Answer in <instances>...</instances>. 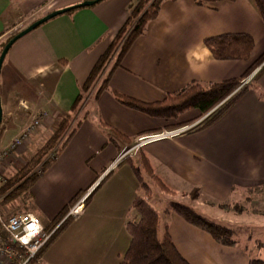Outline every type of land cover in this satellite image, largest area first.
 Returning <instances> with one entry per match:
<instances>
[{"label": "crops", "instance_id": "crops-1", "mask_svg": "<svg viewBox=\"0 0 264 264\" xmlns=\"http://www.w3.org/2000/svg\"><path fill=\"white\" fill-rule=\"evenodd\" d=\"M85 1L88 0H0V54L11 31L19 32L50 13ZM137 1L101 0L72 14L54 17L12 45L0 79L4 111L0 149L38 112H46L48 118L24 146L7 158L2 166L5 178L17 174L55 131L64 127L57 146L62 150L53 158L56 163L47 173L43 170L36 183L39 187H57L66 180L64 193H68L73 188L70 182L80 180L73 174H81L82 185L74 188V195L65 194L64 208L101 175L129 140L176 124L119 103L109 90L96 98L93 93L73 108L89 73ZM223 33L250 34L255 42L250 59H215L204 39ZM263 52L264 21L251 0L207 6L194 0H162L157 18L113 71L109 88L144 102L161 101L192 82L209 84L239 77ZM191 113L197 111L186 115ZM68 115L70 119H66ZM144 155L155 175L174 191L171 195H176L175 187L188 194L196 189L222 202L236 192L250 194L256 188L263 189L264 71L215 121L190 134L151 142L143 147ZM141 157L129 160H136L140 167L130 166L118 173L120 169L109 182L105 181L109 175L105 177L81 214L30 264H120L130 243L126 224L137 219L130 206L136 197L143 196L134 172V168L142 171ZM72 166L81 168L69 170ZM32 194L30 209L26 207V211L16 214L32 212L48 226L59 212L50 218L55 205L44 209L37 203L35 189L25 195ZM168 206L163 212L158 210L162 229L167 222L175 247L188 262L249 264L251 255L242 245L218 243L175 211L166 213Z\"/></svg>", "mask_w": 264, "mask_h": 264}, {"label": "trees", "instance_id": "trees-1", "mask_svg": "<svg viewBox=\"0 0 264 264\" xmlns=\"http://www.w3.org/2000/svg\"><path fill=\"white\" fill-rule=\"evenodd\" d=\"M99 1L101 0H97V2ZM194 1L198 5L207 6L217 2L234 0ZM251 1L264 21V0ZM161 2L162 0L137 1V4L132 8L126 23L117 32L106 52L100 56L89 73L83 85V93L78 95L74 103V109L83 104L88 96H91L93 93V97L96 98L103 90H109L119 103L155 118H161L167 121L178 120L181 115L191 110H197L199 115H203L213 109L220 102L230 97L239 86L242 78L248 75L264 61L263 52L239 77L209 84L192 82L177 92L167 94L163 100L151 103L112 91L109 88V81L113 71L115 68L120 66L123 56L132 47L135 41L146 33L148 24L157 18L160 13ZM84 7L86 6L75 7L65 13L72 14ZM21 31L10 35L3 43L2 50L7 43ZM204 44L210 50L213 57L221 61L249 60L255 47L254 38L247 33H223L209 36L204 39ZM61 61L62 63L66 62L64 60ZM244 90L240 91L237 95L232 96L231 99L211 119L208 120L207 124H210L219 118L226 108L231 105ZM67 118L70 119L71 116L68 115L66 119ZM173 125H169L168 128L181 124L179 123L177 125ZM63 130L64 127L56 130L44 146L27 161L26 165L17 174L9 179H6L5 185L0 187V194L5 195L3 199L5 207L8 205V200L10 198L20 195L21 190L27 187L30 182L38 176V174L32 172L37 165L44 161L46 155L51 153L54 149L55 152L60 150V147L57 146L63 135ZM69 135H71V133ZM68 137H66V139ZM131 142L132 141L129 140L127 145ZM140 155H142V168L146 171L151 180H153L154 185L165 193H173L166 185H164L161 179L154 174L149 160L145 157V155L143 156V151H141ZM52 160L54 159L48 158L46 160L47 162L43 163V165L45 166ZM134 172L144 193L143 196L136 197L130 206V212L135 213L137 219L129 220L126 224V230L130 237V243L120 264H191L175 247L168 231L167 222L164 223L163 233L162 236H160V229L162 227L160 214L150 203L147 197L151 195L150 185L146 183L144 176H142L136 168H134ZM256 189L258 190L256 191ZM256 189H254L256 192L264 191L262 188ZM82 192H84V190L74 196V198L70 201V205L78 199L80 193ZM171 211H175L192 225L208 232L218 243L222 245H240L239 239L235 237V233L231 228L210 221L206 217L199 214L191 206L178 202H171L166 210V213H170ZM67 213L68 207H64L52 221L50 229L63 220L61 225L53 234L52 238H54L55 235L72 220L69 217L65 218ZM242 247H244L251 255L249 264H264V258L254 257L252 251L254 250L253 247L251 250L247 246ZM254 248L264 256V243L258 241L256 247Z\"/></svg>", "mask_w": 264, "mask_h": 264}, {"label": "rangeland", "instance_id": "rangeland-1", "mask_svg": "<svg viewBox=\"0 0 264 264\" xmlns=\"http://www.w3.org/2000/svg\"><path fill=\"white\" fill-rule=\"evenodd\" d=\"M15 32H17V31H15ZM15 32L11 31L7 35V38L10 35L14 34ZM30 33H28V34H30ZM262 63L260 65H262ZM260 65L257 66L253 71H251L248 75H246V76H244L242 78L239 86L234 91V93L230 97L226 98L225 100H223L222 102H220L218 104V105H220V104H222V105H221L220 108H218L215 111V113L213 115H215L231 99L232 96H235L240 91L248 88L261 75V73L264 71V67H263V69L260 70V72H258L257 75H255L254 77H250L253 74V72L257 68L260 67ZM0 79H1V76H0ZM246 80H248V82L245 83L243 86H241L242 82L246 81ZM2 93H3L2 92V82L0 81V97L1 98H2ZM0 101H1V99H0ZM218 105H216L214 108H216ZM213 109H211L210 111H212ZM2 110H3V108H2ZM193 111H197V110H191L189 112H193ZM189 112H187V113H189ZM3 113H4V111H3ZM187 113L181 115L178 118V120H173V121H176V124H174V125H177L179 123L181 125H178V126H175V127H171V128L167 127V129H164V130L166 131V130L179 129V128H182V127H184L186 125H191V124L195 123L197 121V119H199L201 116L205 115V114L199 115L198 111L195 114H192V113L189 114V116L186 115ZM193 115H196V116L192 117ZM207 122L208 121H205L204 124L201 127L195 128L192 131L180 134L179 136H182V135H185V134H190V133H192L194 131H197V130L201 129L202 127H204L207 124ZM159 132H162V131H159ZM179 136H176V137H179ZM171 138H174V137H171ZM137 139H138V137H136L127 146L130 147V148L131 147L133 148L135 146V144L137 143V141H136ZM28 140H29V138L24 141V144H26V142ZM24 144H23V146H24ZM124 147H122V149H124ZM61 150H62V147L60 148L59 151L56 152L57 153L56 156L60 154ZM141 151H143V148H140L139 150H136V149L132 150V152H131L132 154H128L126 156V158L123 159L122 162H120L119 165L115 166L116 168L114 170H112L111 172H109V174H107L105 176V177H107L109 175V177H107V179L105 181L109 182L110 179L114 176V174L116 172H118L120 169L121 170L118 173H124L125 171H127L128 167H130V166L140 167V165L138 164V162L136 160H132L133 162H130L129 160L137 157V155L139 156L141 154ZM52 152L49 153L48 155H46V158L44 159V161H42L39 165H37L34 168L32 173L38 174V171L40 169H42V172H43V170H45L44 172L47 173L48 169L55 165V163H56L55 160H52L50 163L46 164L45 166L43 165V163L47 162L46 160L51 156ZM114 161H115V158L112 160V162H114ZM107 167H106V169H107ZM68 168H69V170H73V169L74 170H77V169L79 170L81 167H76V169H75V167L72 166V167H68ZM117 168H119V169L117 171H115ZM106 169L101 173V175H99V177H97V179L88 188H86L84 190V192L80 193L78 199L74 203H72L71 205L67 206L68 207V213H70V210L73 207L77 206V204L80 202V200L86 195V193L98 181H100V183L96 187V189L101 185V183L105 179V177H103L102 180H100V179L103 176V174L106 171ZM83 170H84V167H82V171ZM141 170H142L141 171L142 176H144V178L146 180V183H148V185H150L151 195H149L147 197L149 199L153 195L152 198H151V202L150 203L154 207H156L157 210H159L160 212H163V210H165V208H167V205H169L171 202H178V203H181V204H185V205L191 206L199 214H201L202 216L206 217L210 221L218 223V224H222L224 226H228L229 228H231L234 231V233H235V237L237 239H239L240 245L247 246L250 250L253 247L254 250H252V251H253L254 257L255 258H260V257L264 258V256L261 255L258 252V250L254 248V247H256V244H257L258 241L264 243V191L256 192L258 190V189H256V191L253 190L250 194L248 192L247 193L246 192H242V193H237L236 192V193H233L227 200H224L222 202L218 201L216 199H212L209 196L203 195V194L200 193V191L198 192V190H196V189L192 190L188 194V193H181V192H183L182 190H184V189H180V187H175L176 189H174V190L176 192V195H171L172 193H165L160 188L155 186L153 180H151V178L146 173V171L144 169H142V168H141ZM98 174H100V171H99ZM9 175L10 176L13 175V172H10ZM40 175L38 174V176H40ZM73 175H76L77 176L76 178L77 179L80 178V180L79 181L76 180V181L70 182V185L73 188L70 189V191L68 193H64V190L67 189V188H65V186L67 187L66 180L61 181L58 184L59 187L58 186L57 187H53V184H51V186H47V185L44 186L43 185V186L39 187V186H36V183L39 181L40 177L34 178V180H32L34 182L31 183V186L29 184L27 187H25V188H23L21 190V194L20 195L13 196L12 198H10L8 200V204H9L10 207L9 208L7 207L8 209L6 208L7 215H14L18 211H26L27 210L26 207H29V209H30V206L32 204V199H34V194L29 195V197H27L25 194L26 193L30 194V191L32 189L33 190L35 189V191L38 194L37 203L40 206H42L44 209H46V208H48V207H50L52 205H55V207L53 209H51V211H53V213L50 214V218H52L53 216H55L57 214V212H60L61 209L63 208L62 207V205H63L62 203L64 202L65 194L74 195V193L77 190V189H74V188H78L79 185H82L83 178H82L81 174H79L78 172H75ZM63 177L66 178V176H63ZM136 179H137V177H136ZM84 180H86V178H84ZM164 185H165V183H164ZM138 187H140V185ZM96 189L94 190V192L96 191ZM139 189L141 191V194H143L144 191L141 189V187ZM263 189H264V187H263ZM259 190H261V189H259ZM55 191H57V192H55ZM172 192L174 193V191H172ZM93 193L91 195H93ZM91 195H90V197H91ZM90 197L88 199H86L82 203V208L81 209H84V207L87 204V202L89 201ZM48 212H50V210ZM80 214H81V212H78L77 214H72L70 216L66 215L65 218L69 217V218L72 219L71 221H73V218L79 216ZM50 220H48V221H50ZM62 222H63V220L59 224L57 223L55 226H53L50 229V225L52 224L51 223L48 226H46V228L48 227V230H52V229L56 228V230H57V228L61 225ZM63 229H61L59 231V233L55 235L54 239L53 238L50 239V241L48 242V244L50 243L49 245H51L52 243H55L57 238L61 237L62 234L61 235H59V234L62 233ZM160 232H161L160 236H162V233H163L162 227L160 229ZM39 255H38V257H39Z\"/></svg>", "mask_w": 264, "mask_h": 264}, {"label": "built area", "instance_id": "built-area-1", "mask_svg": "<svg viewBox=\"0 0 264 264\" xmlns=\"http://www.w3.org/2000/svg\"><path fill=\"white\" fill-rule=\"evenodd\" d=\"M264 67V62L257 68L250 77H254ZM248 80L243 81L241 86L247 83ZM240 86V87H241ZM218 105L212 111L207 112L204 116H201L197 121L191 125H186L179 129L164 130L162 132L147 133L138 136L137 143L132 148L125 146L117 156L115 161L107 167L103 177L109 172L114 170L126 158L128 154H132V150H139L147 144L158 141L165 138H171L179 136L180 134L194 130L201 127L205 121H208L213 117L215 111L221 107ZM48 118V114L44 111L38 112L31 121L23 128V130L17 134L12 141L4 148L0 149V187L5 185L6 178L3 174V164L10 156L20 149L24 141L27 140L34 130L43 124ZM56 156L55 150L52 152L49 158ZM42 173V169L38 171V174ZM98 181L80 200L77 206L70 210L67 216L77 214L82 209V203L90 197L96 187L99 185ZM5 195L0 194V264H30L34 261L41 251L46 247L50 239L52 238L56 228L47 230L41 219L32 212H23L14 215H7V210L3 204Z\"/></svg>", "mask_w": 264, "mask_h": 264}, {"label": "water", "instance_id": "water-1", "mask_svg": "<svg viewBox=\"0 0 264 264\" xmlns=\"http://www.w3.org/2000/svg\"><path fill=\"white\" fill-rule=\"evenodd\" d=\"M97 2V0L95 1H85L80 5H76V6H72V7H68V8H64L58 11H55L53 13H50L48 15H46L45 17H43L42 19L32 23L30 26H28L27 28H25L23 31H21L19 34H17L14 38H12L7 45L4 47L1 55H0V76H1V71H2V66L5 60V57L8 53V51L10 50V48L12 47V45L20 38L24 37L25 35H27L28 33H30L31 31H33L34 29H36L37 27H39L40 25L44 24L45 22L53 19L56 16L62 15L67 11H70L72 8L75 7H81V6H91L93 4H95ZM2 119H3V110H2V106H1V102H0V129H1V124H2Z\"/></svg>", "mask_w": 264, "mask_h": 264}]
</instances>
